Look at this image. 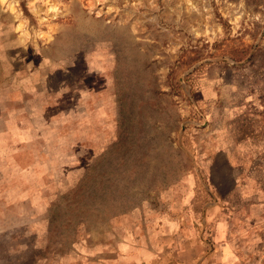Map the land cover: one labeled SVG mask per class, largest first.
Listing matches in <instances>:
<instances>
[{
  "label": "rangeland",
  "instance_id": "374dc122",
  "mask_svg": "<svg viewBox=\"0 0 264 264\" xmlns=\"http://www.w3.org/2000/svg\"><path fill=\"white\" fill-rule=\"evenodd\" d=\"M0 264H264V0H0Z\"/></svg>",
  "mask_w": 264,
  "mask_h": 264
}]
</instances>
